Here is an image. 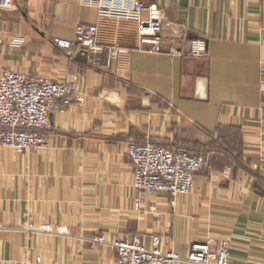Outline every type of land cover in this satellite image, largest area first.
<instances>
[{
	"label": "crops",
	"instance_id": "crops-1",
	"mask_svg": "<svg viewBox=\"0 0 264 264\" xmlns=\"http://www.w3.org/2000/svg\"><path fill=\"white\" fill-rule=\"evenodd\" d=\"M144 1L165 11L164 34L205 38L207 55L145 50L136 21L103 17L84 0H14L3 11L0 75L83 73L75 95L85 100L61 102L46 148L0 147V264H115L113 243L135 235L148 247L159 236L183 257L211 235L228 242L230 264H264V0ZM79 24L125 52L110 68L70 60L53 39H73ZM146 142L208 156L175 206L154 192L137 207L127 151Z\"/></svg>",
	"mask_w": 264,
	"mask_h": 264
},
{
	"label": "built area",
	"instance_id": "built-area-1",
	"mask_svg": "<svg viewBox=\"0 0 264 264\" xmlns=\"http://www.w3.org/2000/svg\"><path fill=\"white\" fill-rule=\"evenodd\" d=\"M84 1L98 7L103 17L136 21L140 46L145 50L166 52L178 57L202 58L207 55L205 38L186 42L180 37L164 34L167 15L155 2ZM13 6L14 0H0V19L3 11ZM98 32L95 24H79L73 39L56 37L53 42L66 52L70 60L83 55L90 67L110 68L125 49L101 43ZM84 79L83 73L74 74L64 81H53L46 77L32 78L15 70H4L0 75V147L11 148L18 153L46 148L53 112L60 109L63 101L85 100V95H75L77 85ZM127 152L134 165V187L141 193L137 198L138 209L144 200L143 194L154 192L168 193L171 205L175 206L179 196L191 191L195 175L209 166L205 153L167 148L150 142L131 143ZM226 172L232 176L231 167ZM24 229L56 231L51 224L34 227L32 223H27ZM93 241L104 242L105 237L99 235ZM113 246L117 253L115 264H230L228 242L219 241L211 235L204 244L194 246L187 257L176 251L163 250L159 236L153 238L151 247L143 242L140 235L129 240H116Z\"/></svg>",
	"mask_w": 264,
	"mask_h": 264
},
{
	"label": "rangeland",
	"instance_id": "rangeland-1",
	"mask_svg": "<svg viewBox=\"0 0 264 264\" xmlns=\"http://www.w3.org/2000/svg\"><path fill=\"white\" fill-rule=\"evenodd\" d=\"M56 231L59 232L58 228H56Z\"/></svg>",
	"mask_w": 264,
	"mask_h": 264
}]
</instances>
